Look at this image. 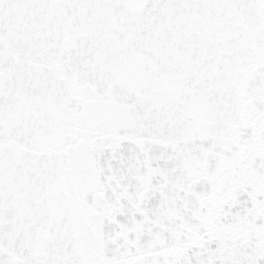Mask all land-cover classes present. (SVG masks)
<instances>
[{
    "label": "snow or ice",
    "instance_id": "snow-or-ice-1",
    "mask_svg": "<svg viewBox=\"0 0 264 264\" xmlns=\"http://www.w3.org/2000/svg\"><path fill=\"white\" fill-rule=\"evenodd\" d=\"M0 264H264V0H0Z\"/></svg>",
    "mask_w": 264,
    "mask_h": 264
}]
</instances>
